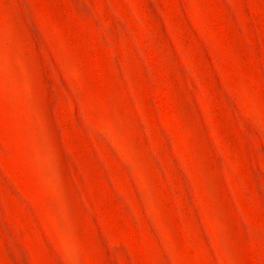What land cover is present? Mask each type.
<instances>
[{
    "label": "rangeland",
    "instance_id": "1",
    "mask_svg": "<svg viewBox=\"0 0 264 264\" xmlns=\"http://www.w3.org/2000/svg\"><path fill=\"white\" fill-rule=\"evenodd\" d=\"M0 264H264V0H0Z\"/></svg>",
    "mask_w": 264,
    "mask_h": 264
}]
</instances>
